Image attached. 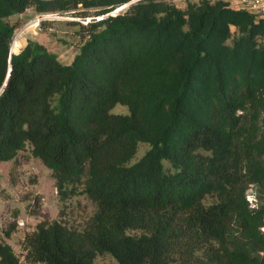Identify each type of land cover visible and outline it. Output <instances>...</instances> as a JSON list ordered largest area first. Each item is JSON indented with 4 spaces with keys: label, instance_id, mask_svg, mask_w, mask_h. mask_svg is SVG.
<instances>
[{
    "label": "trees",
    "instance_id": "trees-1",
    "mask_svg": "<svg viewBox=\"0 0 264 264\" xmlns=\"http://www.w3.org/2000/svg\"><path fill=\"white\" fill-rule=\"evenodd\" d=\"M130 1L0 0V166L29 152L61 201L23 259L6 240L17 223L0 231V264H264V16L136 0L82 25L69 63L32 38L11 52L10 17L30 7L102 16ZM78 195L91 213L70 210Z\"/></svg>",
    "mask_w": 264,
    "mask_h": 264
},
{
    "label": "rangeland",
    "instance_id": "rangeland-1",
    "mask_svg": "<svg viewBox=\"0 0 264 264\" xmlns=\"http://www.w3.org/2000/svg\"><path fill=\"white\" fill-rule=\"evenodd\" d=\"M174 1L181 7H185L187 3V0ZM227 1L235 6L237 0ZM118 8L117 11H115L117 8L114 10L115 13L122 9L121 6ZM95 11V8L80 6L77 9L63 12L39 13L34 7H30L20 14L11 16L10 21L16 24L15 36L20 33L19 40L22 47L20 46L19 50L32 38L56 52L61 61L69 62L80 49L82 38L78 32L82 30V25L86 26L99 17ZM80 12L86 14L75 15ZM38 17H45V19L36 26L32 22ZM112 112L128 113L129 109L119 104L113 108ZM147 149V144H141L134 160L140 158ZM0 172L2 175L0 179V231L3 232L11 222L17 223L16 230L6 240L23 259L21 243L25 233L33 230L39 221L58 216L61 201L55 178L52 170L39 159L32 157L29 152L21 153L17 164L13 161L3 162ZM67 203L70 210L74 209L76 215L91 213L94 209L91 201L84 195L75 196ZM96 263L117 264L110 254L98 255Z\"/></svg>",
    "mask_w": 264,
    "mask_h": 264
},
{
    "label": "built area",
    "instance_id": "built-area-1",
    "mask_svg": "<svg viewBox=\"0 0 264 264\" xmlns=\"http://www.w3.org/2000/svg\"><path fill=\"white\" fill-rule=\"evenodd\" d=\"M126 6H128L127 3L122 5L121 8L122 9L124 7L126 8ZM232 7L237 8V9H244V10L256 15L257 17H263L264 16V0H237L235 6L232 5ZM118 9L119 8H117L115 11H117ZM44 19H45V17H38L32 23L34 25H40ZM14 39H15V36H14ZM14 39H13V41H14ZM13 41H12V45H11L12 51H13V49H12ZM19 51L20 50L13 51V52H19ZM246 198L249 202V205L252 208H257L259 206V198H258L257 193L255 191V188L253 186H250L248 188V190L246 192ZM263 230H264V227H263Z\"/></svg>",
    "mask_w": 264,
    "mask_h": 264
},
{
    "label": "bare ground",
    "instance_id": "bare-ground-1",
    "mask_svg": "<svg viewBox=\"0 0 264 264\" xmlns=\"http://www.w3.org/2000/svg\"><path fill=\"white\" fill-rule=\"evenodd\" d=\"M34 21V20H33ZM37 26V25H36ZM30 27V26H29ZM19 35L20 33H18L16 36H15V39H14V42H13V47L12 49L13 50H19L20 46H21V41L19 40ZM22 47V46H21Z\"/></svg>",
    "mask_w": 264,
    "mask_h": 264
},
{
    "label": "water",
    "instance_id": "water-1",
    "mask_svg": "<svg viewBox=\"0 0 264 264\" xmlns=\"http://www.w3.org/2000/svg\"><path fill=\"white\" fill-rule=\"evenodd\" d=\"M136 0H132V1H130L129 3H127V5H129L131 2H135ZM110 14H115V12L113 11V12H109V13H107V14H105V15H102V16H99V17H97L96 18V20H99L100 18H103V17H106V16H108V15H110ZM95 20V19H94ZM95 20V21H96ZM11 52L12 53H18V52H13L12 50H11Z\"/></svg>",
    "mask_w": 264,
    "mask_h": 264
},
{
    "label": "crops",
    "instance_id": "crops-1",
    "mask_svg": "<svg viewBox=\"0 0 264 264\" xmlns=\"http://www.w3.org/2000/svg\"><path fill=\"white\" fill-rule=\"evenodd\" d=\"M72 60H73V59H72ZM72 60H71V61H72ZM71 61H69V62H71ZM69 62H67V63H69ZM9 243H10V242H9Z\"/></svg>",
    "mask_w": 264,
    "mask_h": 264
}]
</instances>
